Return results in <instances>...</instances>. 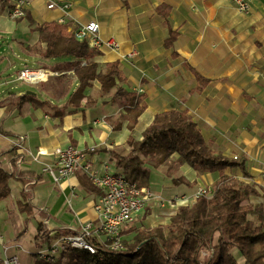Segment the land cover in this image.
<instances>
[{
	"label": "crops",
	"instance_id": "1",
	"mask_svg": "<svg viewBox=\"0 0 264 264\" xmlns=\"http://www.w3.org/2000/svg\"><path fill=\"white\" fill-rule=\"evenodd\" d=\"M251 1L248 13L240 12L233 0H30L23 9L38 25L55 21L65 24L69 31L96 21L100 39L117 42L115 49L103 43L99 48L102 54L95 62L101 67L118 62L126 78L124 87L144 97L146 109L133 132L136 140L143 138L157 114L172 109L187 111L214 151L225 158L243 160L248 176L238 167L226 169L225 174L261 191L264 190V0ZM52 3L58 6L69 3L71 7L67 11L57 6L49 8ZM170 30L178 32V37L172 48H166ZM5 34L11 35L9 48L2 49L8 55L23 56L38 65L43 63L41 58L23 49L39 39L28 18L11 20L6 11H0V38ZM3 55L0 56V97L8 91L27 93L17 91L16 85L7 88L11 77L3 79L1 73L8 69V61L13 58ZM62 62L47 67L52 70ZM190 67L210 80L201 92L195 91L198 82ZM57 73L51 81L34 87L60 103L63 97L58 94L54 97L51 86L63 74ZM99 93L100 84L94 81L86 88L85 95L97 97V105L64 117H52L30 104L21 112L10 106L0 107V126L17 135H4L0 131V153H5L3 163H8L11 158L8 152L21 140L20 152L25 158L22 171L43 177L35 187L33 204L50 216L47 222L51 226L73 222L81 227L94 220V205L99 196L88 192L91 183L84 172L60 184L44 173V168L56 162L52 154L56 148L73 145L86 153L94 168L109 170H118L116 160L109 153H95V150L107 148L122 156L130 152L127 141L132 132L128 120L120 118L125 114L124 108L111 101L114 90ZM106 118H112L111 123ZM39 150L46 155L38 156ZM177 158L175 154L171 161L153 169L148 189L156 199L137 219L136 228L151 229L165 224L164 219L172 217L180 206H186L177 208L176 198H186L187 205H191L201 190H211L219 181L218 172H201L189 165L174 166ZM10 186V197L0 203V220H4L0 222V255L17 253L19 257L20 249L16 248L20 246V238L24 240L28 235L31 239V236L25 225L19 227L18 233L13 232L12 216L25 221L27 215L18 210L16 203L22 184L12 181ZM252 202L261 203L264 199L253 197ZM42 220L39 213L33 218L37 223ZM35 234L36 231L32 237ZM134 235L124 238L128 240ZM34 249L33 244L29 254ZM27 264H35L34 258Z\"/></svg>",
	"mask_w": 264,
	"mask_h": 264
},
{
	"label": "trees",
	"instance_id": "2",
	"mask_svg": "<svg viewBox=\"0 0 264 264\" xmlns=\"http://www.w3.org/2000/svg\"><path fill=\"white\" fill-rule=\"evenodd\" d=\"M15 1L0 0V10L13 9ZM158 11L162 12L161 9ZM24 17L39 33L38 42L25 48L29 55L43 60L38 67L48 68L51 60L63 61L53 67L52 70L63 74L56 78L57 84H51L54 97L58 94L63 100L59 103L49 97L40 98L37 92L18 94L8 91L0 97L1 108L10 106L12 110L21 112L26 104H30L52 117H64L97 105V97L86 96L85 90L98 81L99 95L114 90L111 101L124 108L125 114L120 118L128 120L132 135L127 141L130 146L127 156L107 148L94 152L109 153L116 160L117 169L130 183L140 189L148 188L153 169L171 161L175 154L178 155L173 161L176 167L189 165L197 171L218 172L220 175L219 181L206 194L197 197L191 205L180 206L171 217L169 226L158 225L151 229L132 226L123 231V235L135 233L133 238L123 241L125 250L113 251L105 243L96 242L95 254L64 247L54 260L40 259L33 254L35 264H264V202L252 203L253 197L264 199V190L225 174L226 169L238 167L247 177L244 161L225 158L214 151L188 112L177 109L157 114L144 131L143 138L136 140L133 132L146 105L142 95L124 87L126 78L119 63L101 67L95 62L101 51L85 40H78L65 24L52 21L38 25L26 12L17 20ZM177 37L178 32L170 30L166 48H172ZM190 69L198 82L195 91L201 92L210 80L192 67ZM111 119L106 118V121L111 123ZM0 131L17 137L5 131L3 126H0ZM20 149L15 145L8 152L11 158L6 165L3 163L5 153H0V203L10 197L12 181L22 184L23 189L16 202L18 210L27 215L26 222H30L37 213L41 215L43 220L38 222L33 243L36 248H43L54 240L77 233V230L61 228L53 234L54 230L47 227L46 221L50 216L37 210L33 204L35 187L43 177L22 171L25 158ZM89 182L88 192L101 193Z\"/></svg>",
	"mask_w": 264,
	"mask_h": 264
},
{
	"label": "built area",
	"instance_id": "3",
	"mask_svg": "<svg viewBox=\"0 0 264 264\" xmlns=\"http://www.w3.org/2000/svg\"><path fill=\"white\" fill-rule=\"evenodd\" d=\"M30 0H16L15 7L11 10H4L11 20H17L24 16L23 5ZM238 10L248 13L251 8V0H233ZM60 7L64 11L70 9V4L57 5L52 3L49 8ZM1 11V10H0ZM100 26L96 21L78 26L73 32L78 40H85L91 47L100 48L103 43L109 47L117 48L118 44L114 40L102 41L99 37ZM59 75L48 68L24 67L16 75V81L31 86H39L50 80L51 77ZM15 84V83H13ZM22 141L15 145L22 148ZM56 157V162L51 167L44 168V173H48L55 184H60L64 180L79 172H84L92 184L101 191L97 202L94 205L96 218L84 223L77 233L69 234L54 240L46 254L45 247L31 250L30 253L37 254L40 259H56L62 248L71 247L80 250H87L91 254L96 253L95 243H105L113 251L125 250L123 231L128 225L136 221L150 202L156 199L155 194L148 188H138L136 184L130 183L126 176L118 170L106 168H94L84 151L73 145L58 147L52 153ZM39 155H46L39 150ZM237 159V158H235ZM264 178V173H263ZM208 190H201L198 197L206 194ZM172 203V200L170 201ZM189 200L178 197L174 204L187 205ZM163 204V202H162ZM47 223V222H46ZM56 231L54 230L53 234ZM20 246L16 248L18 251ZM57 253V254H56ZM0 264H21L18 254L11 256L0 255Z\"/></svg>",
	"mask_w": 264,
	"mask_h": 264
},
{
	"label": "rangeland",
	"instance_id": "4",
	"mask_svg": "<svg viewBox=\"0 0 264 264\" xmlns=\"http://www.w3.org/2000/svg\"><path fill=\"white\" fill-rule=\"evenodd\" d=\"M10 38H11V35H9V34H5V35H3V38H0V56H2V54H4L3 56L13 58V59H10L8 61L9 62L8 63V69L5 72L1 73L3 75V77H4L3 79L8 78V77H11L10 78L11 81L8 82L7 88H9V86L11 87V86H15L16 85L17 91H21V92L22 91H25V92H27V91H34V92H37L38 93V95L40 96V98H44L45 96L41 92H39L36 87L31 86V85H26V84H24L22 82L16 81L17 71L22 70L24 67L36 68L38 66V64L36 62H34L33 60L27 59L26 57H23V56L17 57V56H13V55H10V54L8 55L6 53V51L2 50V49H7V47L9 48L8 42H11V39ZM5 43H7V44H5ZM23 49L25 50L24 47H23ZM56 63H57L56 60H51V61L48 62V64L50 66H53ZM13 83H15V84H13ZM252 203L255 204L256 202H252ZM12 218L14 220L13 221V224H14V227H15L13 229V232L15 231L16 233H18L20 231V228L19 227H21L22 225H25V228H27L29 230V232H30L29 236H31V239H29V237L27 235V237L24 240H21L22 238H20V241H19V243H20V251H19L20 252L19 253L20 262H21V264H27L28 261L29 262H32V260L34 258L33 255L29 254L28 250L34 244L33 243L34 237H32V235L36 231V226L38 225V223H37V221H33V219L30 222H26V219H25V221H19L18 218H17V215L16 216H12ZM37 219L38 218H36V220ZM138 220L137 221H134L133 223H131L127 227L129 228V227L134 226V224H137L138 223ZM166 220H167V222H166ZM3 221L4 220H0V222H3ZM163 222H166L165 224H162L163 226H169L170 223H171V217H169L167 219H164ZM46 224H47V227L50 230H56V229H59V228H65V227H69V226H71L70 228H75L76 230H78L76 227H79L80 226V224H78L77 226H75L73 222L70 223L69 225H67V224H61V225L60 224H57V225L56 224H53L51 226V225L48 224V222ZM58 226H61V227L58 228ZM28 239H29V241H28ZM124 240H125V238H124ZM45 249H46V251H48V252H46V254H48L49 253V248H48L47 245L45 246ZM57 256H59V255H57ZM239 261H242L240 259V257H239Z\"/></svg>",
	"mask_w": 264,
	"mask_h": 264
},
{
	"label": "water",
	"instance_id": "5",
	"mask_svg": "<svg viewBox=\"0 0 264 264\" xmlns=\"http://www.w3.org/2000/svg\"><path fill=\"white\" fill-rule=\"evenodd\" d=\"M27 93H28V94H35L34 92H31V91H28Z\"/></svg>",
	"mask_w": 264,
	"mask_h": 264
}]
</instances>
